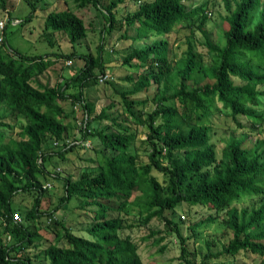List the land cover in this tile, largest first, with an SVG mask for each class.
<instances>
[{"label": "trees", "instance_id": "trees-1", "mask_svg": "<svg viewBox=\"0 0 264 264\" xmlns=\"http://www.w3.org/2000/svg\"><path fill=\"white\" fill-rule=\"evenodd\" d=\"M25 1L31 6L23 21L27 23L34 17L37 1ZM77 1L80 7L93 5L100 11L104 19L101 32L120 30L123 26L120 38L131 41L122 63L141 72H130L125 79L131 87L119 94L125 114L146 127L144 142L150 147L148 160L140 161L131 153L130 131L122 121L111 119L117 129L106 132L87 119L93 105L85 100L84 92L90 84L98 82L100 74L108 73L102 47L94 56L77 48L78 41L87 35L81 16L70 8H62L51 10L44 17L43 36L64 32L71 46L69 52L26 55L3 38L0 106L7 108V114L0 115V129H18L14 137H4L0 131V264H33L27 250L38 248L44 241L39 232L43 218L44 224H52L53 230H57L34 254L44 258V264H151L141 260L131 236L122 235L124 229L133 226L126 223L123 215L128 204L139 207L136 220L140 224L158 218L167 231L176 233L180 251L177 264H195L186 244L188 237L166 215V211L182 203L213 209L215 217L223 212L226 218L222 222L231 232L216 253L210 251L211 242L205 239L209 251L200 264H206L210 258L234 259L241 252L256 255L257 264H264V200L250 208L233 204L240 196L264 199V141L257 139L246 146L244 135H230L220 158L209 143L212 114L222 108L229 109L238 124V115L264 123V112L258 113L264 98V5L260 6L261 0H234L233 7L225 0L224 43H211L205 36L208 51L214 55L211 65H206L201 54L194 51L196 40L190 18L196 12L202 14L201 7L188 10L183 0H136L139 1L137 8L118 19L114 9L127 0H108L103 8L101 0ZM4 3L5 0H0V8ZM176 25L188 34L186 48L175 62L171 60L170 38ZM197 28L205 33L201 23ZM136 41L146 45L133 46ZM59 58H77L83 60V65L62 83L53 86L40 83L38 76ZM72 86H78V91L71 93ZM151 86L156 88L150 98L154 106L141 119L133 107L147 99L128 96ZM68 99L71 105L79 102L83 108L85 116L78 127L82 140L87 135L96 137L113 154H102L96 171L65 179V191L58 203L50 210H42L45 189L38 178L46 172L45 159L53 154L64 158L76 151L75 144H78L65 143L70 122L64 121L68 114L62 101ZM103 117L108 118L102 110L94 118ZM60 142L64 143L58 146ZM161 157L168 162L166 165L160 162ZM153 168L168 177L165 186L150 174ZM18 191L29 192L32 203L23 217L14 221V215L20 214L12 204ZM135 191L138 194L133 196ZM72 196L80 198L84 211L87 227L83 234L73 233L54 215ZM215 217L195 221L188 227L197 232L199 226ZM7 232L11 233V241L3 245Z\"/></svg>", "mask_w": 264, "mask_h": 264}, {"label": "rangeland", "instance_id": "rangeland-1", "mask_svg": "<svg viewBox=\"0 0 264 264\" xmlns=\"http://www.w3.org/2000/svg\"><path fill=\"white\" fill-rule=\"evenodd\" d=\"M36 4L34 10V17L31 22L24 23L26 16L31 11V6L25 0H5L4 6L0 8V21L4 23V27L0 29V37L7 40V43L17 51L26 55H34L39 53H56L69 52L71 50L68 37L64 32H50L48 35L43 36L42 26L44 17L51 10L70 8L75 11L85 22L87 27V35L78 41L77 48L81 51L89 52L91 55H97L102 47L101 54L106 65V71L109 75L110 82H97L90 84L85 90V100L93 105V112L87 119L90 120L92 125L99 129H103L106 132L117 129L112 123L111 119H117L124 127H128L131 136L130 151L138 156L141 161L148 160L150 153V147L144 139H146V127L140 125L137 122L131 120L125 114L123 108V102L119 92L131 87L127 83L125 77L130 73L138 74L141 69H131L124 63H122L123 55L129 51L130 40L121 39L120 35L123 30V26L119 29L115 28L110 32L102 31L104 19L102 14L93 5H85L80 7L77 0H31ZM142 2L151 0H140ZM232 7L234 6V0H229ZM136 0H127L125 3L118 5L115 9V15L118 19H122L126 14H131L138 6ZM188 10L201 7L203 13L198 12L192 14L190 21V27L194 30V36L196 43L194 44V51L201 54L206 65H211L214 55L208 51L205 44V36L211 41V43L223 44L224 38L222 31L226 27L224 18L227 15L225 7V0H183ZM108 3V0H101L102 8ZM264 5V0H261V5ZM210 12V15L208 14ZM12 19L20 20L19 23L14 24ZM257 20V17L256 19ZM255 22V21H254ZM251 23V24H254ZM205 33H202L197 27L200 25ZM225 24V26H224ZM176 25L173 29V36L170 38L172 42L171 60L175 61L182 56V52L186 48V29H177ZM1 43V41H0ZM133 46H144L146 43L136 41L132 43ZM55 59L54 56H51ZM173 62V63H175ZM83 65V60L77 58H59L52 66L47 68L42 74L38 76V81L50 86L62 83L68 75H71L75 70H78ZM96 74L100 73L96 70ZM235 82L240 81L234 78ZM109 81V80H108ZM78 91V86H72L70 92ZM156 88L154 86L149 87L146 90H142L134 95H129L128 98L136 100H146L144 103L134 106L135 113L144 119L146 113L153 109V101L150 99L155 93ZM170 91V89H169ZM219 105V104H218ZM220 106V105H219ZM62 107L65 113L68 114L64 121L70 122L69 137L65 143L67 145H77L76 151L69 152L64 158L59 155L53 154L51 157L46 158L44 166L46 172L42 174L38 180L41 186H46L45 192L42 195L40 209L50 210L57 203L59 198L64 194L63 182L67 178L76 179L83 173H91L98 169V162L101 159V155H112L113 152L105 149L98 141L96 137H90L87 135L86 139L82 140L81 131L78 127L81 125V119L84 115L83 108L79 102L75 105H71V100L62 101ZM73 108V112L71 109ZM222 108V107H221ZM104 111L108 118L95 119L97 115ZM7 108L0 106V115H6ZM264 112V98L261 100L258 107V113ZM238 121L235 122L229 113V109L222 108L219 112H214L211 117V137L209 143H212L214 152L217 158L221 157L222 150L226 146V140L230 135L245 136L244 144L246 146L252 145L257 139L264 141V123H257L244 116L238 115ZM24 120L20 123L23 124ZM17 127L13 130L2 127L0 131L4 134V137L15 136ZM240 136V137H241ZM77 139L78 142H74ZM49 142L51 140L48 139ZM64 142H60L58 146H61ZM54 144H56L54 142ZM57 150V149H56ZM78 151V152H77ZM160 162L166 165L168 162L165 158H160ZM56 171V172H54ZM152 176L156 178L162 185H166L167 176L161 171L152 169L150 172ZM138 194V191L133 193V196ZM257 197L240 196L233 201V204L237 207H257L260 201ZM32 203V196L29 192L18 191L13 197V208L16 209L22 218L26 209H29ZM139 207L133 204L125 206L124 217L126 223L133 225L122 231V235L129 234L137 246V252L144 263L151 264H177L179 259V243L175 232H169L164 228V223L158 218L151 219L146 224H140V221L136 220L139 216ZM84 211L80 207V198L72 196L71 200L64 206L55 211L57 221H62L73 232L83 234L87 223L84 220ZM213 209L194 205L190 206L187 203H182L174 210L166 211V215L172 219L177 227L180 228L181 233L188 237L187 247L191 252L192 260L195 264H200L203 261L204 255L209 251L205 239L211 242L210 251L218 252L221 249V245L228 241L231 236L230 230L222 222L225 219L223 212H218L215 217ZM16 217L19 219V217ZM215 217L208 224L199 226L196 231L193 232L188 224H191L198 220H203L208 217ZM40 227V234L43 237V242L38 248L31 247L27 250L28 255L31 258L33 264H44L46 261L42 257H36L34 254L38 253L43 248V243L49 241L54 233L52 224H43ZM40 225V226H41ZM60 229V228H59ZM152 233V234H150ZM10 232L5 233L3 237L5 239L3 245L10 243ZM150 236V237H149ZM4 239V238H3ZM160 239V240H159ZM233 260V261H230ZM259 259L257 256L250 253L241 252L234 259L217 258L207 259L206 264H257Z\"/></svg>", "mask_w": 264, "mask_h": 264}, {"label": "built area", "instance_id": "built-area-1", "mask_svg": "<svg viewBox=\"0 0 264 264\" xmlns=\"http://www.w3.org/2000/svg\"><path fill=\"white\" fill-rule=\"evenodd\" d=\"M13 20V23L14 24H17V23H19L20 22V20H18V19H12ZM3 27H4V23L2 22V21H0V29L2 30L3 29ZM0 41H2V38L0 37ZM109 78V75L108 74H103V75H99V77H98V81L99 82H105L107 79ZM56 143V142H55ZM46 186H50L49 184H47ZM46 186H43L44 188L46 187ZM18 215H14V220L15 221H19L20 220V217H19V219H17L16 217H17ZM9 237V236H8Z\"/></svg>", "mask_w": 264, "mask_h": 264}, {"label": "clouds", "instance_id": "clouds-1", "mask_svg": "<svg viewBox=\"0 0 264 264\" xmlns=\"http://www.w3.org/2000/svg\"><path fill=\"white\" fill-rule=\"evenodd\" d=\"M43 188H44V187H43ZM45 188H46V187H45ZM45 188H44V189H45ZM14 221H15V220H14ZM3 223L5 224V223H6V221H5V220H3ZM10 237H11V236H9L8 238L10 239Z\"/></svg>", "mask_w": 264, "mask_h": 264}]
</instances>
